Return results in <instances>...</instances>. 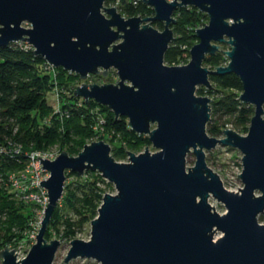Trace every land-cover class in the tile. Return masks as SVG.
I'll use <instances>...</instances> for the list:
<instances>
[{
  "label": "water",
  "instance_id": "95a60500",
  "mask_svg": "<svg viewBox=\"0 0 264 264\" xmlns=\"http://www.w3.org/2000/svg\"><path fill=\"white\" fill-rule=\"evenodd\" d=\"M142 1L153 6V15L126 16L106 0H0V46L30 42L54 67L80 75L76 95L127 116L129 126L156 147L129 150L128 161L116 159L105 139L86 143L78 154L63 149L55 159L38 155L50 172L39 183L49 202L27 254L18 258L16 247L6 245L3 264H53L61 239H48L46 231L67 170L84 175L89 169L117 190L104 194L90 238L71 240L66 262L81 256L101 264H264V0ZM189 5L209 20L196 29L189 61L169 64L174 13ZM225 42L226 64L206 65ZM111 68L115 82L87 81ZM229 72L241 78L239 98L255 111L247 133L228 126L216 136L207 129L213 98L198 87H212L211 74ZM218 144L243 153L238 190L228 188L208 162V151ZM211 196L226 206L224 212Z\"/></svg>",
  "mask_w": 264,
  "mask_h": 264
},
{
  "label": "trees",
  "instance_id": "16d2710c",
  "mask_svg": "<svg viewBox=\"0 0 264 264\" xmlns=\"http://www.w3.org/2000/svg\"><path fill=\"white\" fill-rule=\"evenodd\" d=\"M106 3H116L126 16L154 14L153 6L142 0H106ZM174 15L177 17L172 25L175 38L165 54V61L186 63L190 48L198 41L196 29L208 22L209 15L194 5L179 7ZM152 23L161 29L164 27L161 21ZM223 46L209 54L204 63L215 67L227 62ZM112 73L116 71L111 69L107 75L92 74L89 80L116 81ZM210 78L212 87H198V93H207L213 98L208 132L221 136L224 128L232 124L239 132L247 133L255 108L239 98L243 91L241 78L234 72L213 73ZM80 79V75L62 66L51 67L44 57L33 52L32 47L14 42L0 46V147L7 149L0 151V172L23 169L31 150L49 148L57 143L61 150L65 148L71 154H78L88 141L105 139L112 143L116 159L121 160L129 148L151 142L147 135L129 126L127 116L116 117L108 105L95 99L86 101L76 95L74 90ZM16 143L23 149L18 154L10 151ZM213 154L207 153L209 163L214 161ZM85 173L79 175L67 170V177L73 178L65 183L63 197L54 211L46 236L51 235L53 229H60L64 236L74 238L77 228L97 215L103 198L97 181L102 177L95 170ZM3 190H0V217L6 220L2 223L6 228L0 230V243L4 244L15 235H23L33 213L25 206L28 201L18 197L21 200L16 202L10 198L13 191L7 194ZM260 217L264 218V212Z\"/></svg>",
  "mask_w": 264,
  "mask_h": 264
},
{
  "label": "rangeland",
  "instance_id": "374dc122",
  "mask_svg": "<svg viewBox=\"0 0 264 264\" xmlns=\"http://www.w3.org/2000/svg\"><path fill=\"white\" fill-rule=\"evenodd\" d=\"M106 4L107 5H114V4L117 5L116 3H106ZM24 24L25 25H29V23H27V22H25ZM223 45H224L223 47L225 49H228L230 47V44L226 43V42L223 43ZM226 57L228 58L227 55H226ZM177 64H183V63H177ZM223 64H226V62L223 63ZM111 69L115 70L114 68H111ZM112 74L114 76V79L117 80L118 79V74L117 73H112ZM89 79H90V76L88 77L87 81H90ZM82 81H83V79H80V83ZM91 82H93V81H91ZM97 82H99V81H97ZM111 82H115V81L113 80ZM80 83H78V84H80ZM228 126L233 127L232 124H229ZM241 133H243V132H241ZM96 139L97 138H94V140H96ZM106 141L109 142L111 144V146H112V143L110 141H108V140H106ZM89 142H91V141H88L87 143H89ZM147 145H148V147H150L151 150H155L156 149V147L153 146L152 142H146V143H143L141 146H139V148H137V147L136 148H129V150L135 151L136 153H139V152L145 150ZM51 147H56L55 150H59V153L63 150V149L61 150V146H60L59 143L54 144ZM209 152H213L214 153L213 156H212L214 161L213 162L211 161V163H209V164L216 171H218L221 174V177H222V179L224 181V184L228 188L234 189V190H238L239 187L243 186V182H242L240 176L238 175L242 171V168H243V164H242L243 153H242V151L240 149H238V148H235V147H232V146H229V145L218 144L215 148L209 150L208 153ZM195 158H196L195 154L193 152H190L188 154V165H193L194 162H195ZM128 160H129V152L126 153V156L124 158H122L120 161H128ZM95 171H97L102 177V179H100V180L98 179L97 183H98L99 187L102 188L103 196H104V194L106 192H115L117 190L113 182H111L107 178H105L99 170H95ZM72 178H73V176L67 177L66 182L68 180H71ZM0 190H3V191L6 190L5 192L7 194H10L11 192H9V191H12L11 188L7 189V187H5V186L1 187ZM0 192H2V191H0ZM10 198L13 199V200L15 199L16 202H19L21 200L18 197H16L13 192L10 194ZM25 201H28V202H25L26 204H28V205H25V206L30 207V212L33 213V215L31 216L30 219H32V217L39 218L40 214L42 213V208L40 207V205L37 204V203L35 204L33 202H30L32 200H25ZM210 202L212 204H214V206L217 208L218 211L224 212L226 210V206L221 201H219L217 198L211 196L210 197ZM21 204H23V203H21ZM97 214H98V212H97ZM43 216H44V214L42 215V218H43ZM12 218L14 219L13 215H12ZM259 218H260L261 221L264 222V218H262V217H259ZM92 219L91 220H87L82 226L77 228V232L75 234L76 236H74V238H83V239L90 238V236H91V227H92V224H91ZM5 221H6L5 219L0 217V230L1 229L3 231L5 230L6 226H4L2 224ZM31 221L32 220L28 221L29 227H27L26 231L23 232L22 236L15 235L11 239L7 240L8 242L6 241L4 244L0 243V250L3 247H5L6 245L10 246L11 248L16 247V250H19V252H20L19 256L20 257H24L27 254V252L29 251V249L32 246V244H33V243L29 242L30 239L28 238V233H29V231L31 229ZM15 232H16V230H15ZM46 237L48 239H52V238H60L61 239V244H60V246L58 247V249L56 251V254H55V257H54V260H53V264H101L97 259H95L93 257H81V256L74 257L70 261L66 262V260H64V258L67 255V252H68V250H69V248L71 246V240L73 238L64 236L63 235V231L60 230V229H53L52 230V234L49 235V236H46ZM0 264H3V259H2L1 256H0Z\"/></svg>",
  "mask_w": 264,
  "mask_h": 264
},
{
  "label": "built area",
  "instance_id": "2783aa9c",
  "mask_svg": "<svg viewBox=\"0 0 264 264\" xmlns=\"http://www.w3.org/2000/svg\"><path fill=\"white\" fill-rule=\"evenodd\" d=\"M16 43L18 45L24 44V47L26 48L34 47L30 42L25 40H21ZM49 65L54 67L50 63ZM55 149L56 147L50 146L49 148L45 149L31 150L28 153V162L23 169L0 172V188L4 186L7 187V189L11 188L16 197H19L23 200H32V202L39 204L42 208V213L40 214L39 218L32 217L31 219V229L28 233L30 243H34L36 241V233H38L39 227L41 226L40 220L44 214V208L49 202L48 189L39 183L41 180L48 178L50 176V172L43 168V163L40 161L38 155L44 158L47 157L49 159H55L59 154V150ZM22 150V145L19 143H16L14 149H10V151H13L15 154L20 153ZM0 151H7V149L2 146L0 147ZM17 251L18 258H20V252L19 250H16V252Z\"/></svg>",
  "mask_w": 264,
  "mask_h": 264
}]
</instances>
